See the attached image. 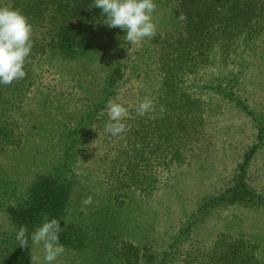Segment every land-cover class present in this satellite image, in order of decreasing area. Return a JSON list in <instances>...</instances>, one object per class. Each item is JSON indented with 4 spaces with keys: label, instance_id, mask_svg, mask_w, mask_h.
<instances>
[{
    "label": "trees",
    "instance_id": "16d2710c",
    "mask_svg": "<svg viewBox=\"0 0 264 264\" xmlns=\"http://www.w3.org/2000/svg\"><path fill=\"white\" fill-rule=\"evenodd\" d=\"M160 1L171 4L167 11L169 27L157 33L154 42L143 43L132 60H115L95 101L79 112L75 126L62 124L57 135L62 140L61 159L37 175L19 196L11 193L9 201H0L9 227V231H0V244L7 254L3 264H31L33 243L29 239L28 245L20 246L15 233L25 226L30 234L46 220L58 221L60 243L65 249L75 251L84 246L83 228L64 223L77 185L74 168L83 151L79 146L84 145L94 124L110 120L106 104L114 102L126 77L141 83L135 107L123 119L125 130L111 140L114 151L104 158L108 160L109 191L135 188L150 194L155 190L159 169L169 172L180 164L187 146L201 140L207 99L217 96L251 119L256 143L244 154L232 186L203 202L170 247L190 235L194 223L217 207L247 203L264 210V195L254 193L247 184L250 161L264 144V114L257 115L234 92L248 68L243 65L245 57L264 56V0H155L156 5ZM92 5L93 0H0V7L19 10L33 26V47L24 66L26 76L0 85V155L14 157L24 147L33 148L38 128L26 109L30 104L27 99L34 94L41 106L49 107L52 102L37 89V69L42 62L75 63L76 76L72 79L81 84L85 81L82 71L85 64L96 61L92 49L100 35L115 29L102 22L100 9ZM145 61L155 64V75L139 68ZM145 97L151 99L153 110L139 116L136 108ZM258 246L218 234L206 251L196 256L186 254L185 264H264ZM119 253L122 264H166L173 257L171 251L160 259L148 252L140 254L131 244H122Z\"/></svg>",
    "mask_w": 264,
    "mask_h": 264
},
{
    "label": "rangeland",
    "instance_id": "374dc122",
    "mask_svg": "<svg viewBox=\"0 0 264 264\" xmlns=\"http://www.w3.org/2000/svg\"><path fill=\"white\" fill-rule=\"evenodd\" d=\"M170 6L164 1L157 3L152 17L157 26L156 34H162L169 27L167 11ZM125 35V31L118 27L100 35L92 49L97 63L85 64L83 84L72 79L76 76L75 63L45 61L39 65L37 89L52 102L49 107L41 106L38 95L34 94L27 99L30 104L26 109L37 121V136L33 148L24 147L14 157L0 155V185H3L0 201H9L11 193L19 196L37 175L61 159L62 140L59 141L57 135L63 129L62 124L75 126L79 112L95 101L105 73L115 60H132L143 43L154 42L153 37L133 44L124 38ZM245 63L243 65L248 68L239 81L237 88L240 90L234 88V92L257 115L264 114V56L245 57ZM139 68L155 75L156 66L152 62L145 61ZM140 83L135 77H126L117 92L114 102L127 109L123 119H127L135 107ZM203 97L207 98L206 95ZM207 100L209 107L201 140H193L180 164L169 172L159 169V184L150 194L135 188L132 191H109L106 179L108 160L104 158L112 156L114 143L111 140L115 136L107 132L110 120L92 126L84 145L79 146L83 151L74 168L77 185L64 222L83 228L84 246L75 251L65 249L53 264H122L119 256L122 244L137 246L140 254L148 252L158 259L171 251L173 257L168 258L166 264H185L186 254L190 252L196 256L198 252L206 251L218 234L258 243L257 252L264 255V210L247 203L215 208L194 223L190 235L170 247L182 227L198 214L203 202L232 186L244 154L256 143L257 132L250 118L227 100L217 96ZM247 175L249 188L264 195V144L251 159ZM88 197L92 198V203L85 206L83 201ZM0 231H9L2 211ZM44 255L43 245L33 244L31 264H45ZM6 256V250L0 244V264L4 263Z\"/></svg>",
    "mask_w": 264,
    "mask_h": 264
},
{
    "label": "clouds",
    "instance_id": "9594fccd",
    "mask_svg": "<svg viewBox=\"0 0 264 264\" xmlns=\"http://www.w3.org/2000/svg\"><path fill=\"white\" fill-rule=\"evenodd\" d=\"M92 8L100 9L102 22L109 28L118 27L125 31L124 38L130 43H139L145 38L152 39L156 36L157 26L152 19L156 10L155 0H93ZM32 35L33 26L22 12L10 7H0V85H9L26 76L24 66L33 47ZM152 110L153 103L147 97L136 108L139 116ZM106 111L111 121L107 132L112 136L123 133V118L127 109L110 100L106 104ZM91 203V197L83 201L85 206ZM60 229L56 219L46 220L30 234L25 226H20L15 239L20 246L28 245L29 239L33 244H42L45 264H53L65 251L64 245L60 243Z\"/></svg>",
    "mask_w": 264,
    "mask_h": 264
}]
</instances>
